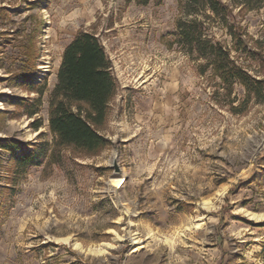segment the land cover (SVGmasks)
Segmentation results:
<instances>
[{"label": "rangeland", "instance_id": "374dc122", "mask_svg": "<svg viewBox=\"0 0 264 264\" xmlns=\"http://www.w3.org/2000/svg\"><path fill=\"white\" fill-rule=\"evenodd\" d=\"M184 3L0 0V139L36 156L18 168L0 150V264H264V102L235 85L232 112L214 92L210 69L201 75L202 61L174 40L177 21L191 18ZM193 7L231 46L211 13ZM231 7L263 55L250 69L263 75L264 4ZM79 30L113 64L111 144L53 162L48 100Z\"/></svg>", "mask_w": 264, "mask_h": 264}, {"label": "trees", "instance_id": "16d2710c", "mask_svg": "<svg viewBox=\"0 0 264 264\" xmlns=\"http://www.w3.org/2000/svg\"><path fill=\"white\" fill-rule=\"evenodd\" d=\"M195 3L211 13L214 22L230 37L231 46L209 31L204 19L210 15L200 13L203 19L198 18V11L192 9ZM263 4L264 0H185L184 16L191 18L177 21L174 40L188 56L202 61L197 66L201 75L210 69V76L218 80L214 92H224L232 112L237 110L233 104L236 97H232L235 85L243 89L246 100L258 98L264 102V74H254L250 69V60L263 61V55L251 47L242 27L234 22L231 6L252 10ZM116 90L113 64L102 42L93 32L79 30L64 47L48 100L47 120L52 136L49 156L53 162L61 158L62 151L75 157H92L111 144L103 129ZM0 150L8 151L18 168L36 161L34 150L16 140L0 139Z\"/></svg>", "mask_w": 264, "mask_h": 264}, {"label": "bare ground", "instance_id": "6f19581e", "mask_svg": "<svg viewBox=\"0 0 264 264\" xmlns=\"http://www.w3.org/2000/svg\"><path fill=\"white\" fill-rule=\"evenodd\" d=\"M121 181H123L121 176H115L113 178V182L116 184V186L117 184H119V186L122 185L123 182L121 183Z\"/></svg>", "mask_w": 264, "mask_h": 264}, {"label": "water", "instance_id": "95a60500", "mask_svg": "<svg viewBox=\"0 0 264 264\" xmlns=\"http://www.w3.org/2000/svg\"><path fill=\"white\" fill-rule=\"evenodd\" d=\"M113 168H114V173H118L119 172V166L117 165V162H116V158L114 157L113 159Z\"/></svg>", "mask_w": 264, "mask_h": 264}, {"label": "snow or ice", "instance_id": "6c2138e0", "mask_svg": "<svg viewBox=\"0 0 264 264\" xmlns=\"http://www.w3.org/2000/svg\"><path fill=\"white\" fill-rule=\"evenodd\" d=\"M123 181H121V183H122ZM117 187H119V184H117ZM205 203H208V201H205Z\"/></svg>", "mask_w": 264, "mask_h": 264}]
</instances>
